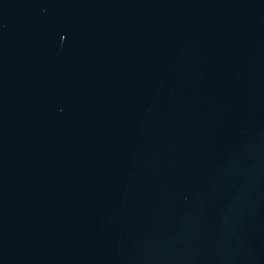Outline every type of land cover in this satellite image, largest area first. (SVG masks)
<instances>
[{
  "label": "water",
  "instance_id": "1",
  "mask_svg": "<svg viewBox=\"0 0 264 264\" xmlns=\"http://www.w3.org/2000/svg\"><path fill=\"white\" fill-rule=\"evenodd\" d=\"M0 264H264V0H0Z\"/></svg>",
  "mask_w": 264,
  "mask_h": 264
}]
</instances>
